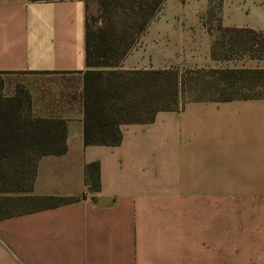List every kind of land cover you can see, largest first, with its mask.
I'll return each mask as SVG.
<instances>
[{"label": "crops", "instance_id": "0c3cea01", "mask_svg": "<svg viewBox=\"0 0 264 264\" xmlns=\"http://www.w3.org/2000/svg\"><path fill=\"white\" fill-rule=\"evenodd\" d=\"M89 15L87 0H0V75L25 78L30 114L66 131V153L40 158L30 195L78 199L0 220V264H264V218L186 216L217 209L220 195L264 207V99L187 102L123 125L118 146H86ZM140 52L120 70L219 66L203 27L160 28ZM92 164L98 191L85 180ZM172 209L184 216H163Z\"/></svg>", "mask_w": 264, "mask_h": 264}, {"label": "trees", "instance_id": "16d2710c", "mask_svg": "<svg viewBox=\"0 0 264 264\" xmlns=\"http://www.w3.org/2000/svg\"><path fill=\"white\" fill-rule=\"evenodd\" d=\"M99 1L102 12L108 7L104 0ZM165 1L117 0L123 4L121 15L128 19L123 24L131 26L130 33L112 32L104 27L95 29L104 17H87L88 71L85 73L83 94L86 146H118L123 138V125L149 124L154 122L159 112L179 110V102L186 96L187 82L178 70H120L157 18ZM117 16L120 14L117 13ZM107 26L113 25L108 23ZM218 32L232 49L239 48L251 52L252 58L264 59L262 32L224 26H220ZM215 57L212 50V58L217 60ZM212 74L214 80L208 86L221 94L214 101L264 99V70L221 69L214 70ZM5 89L6 79L0 75V220L78 201L30 195L40 158L66 153V131L55 128L57 122L53 120L32 116L26 92L19 90L11 96ZM259 89L260 92L252 94ZM195 98L197 102L202 101L199 97ZM85 180L94 191L100 189L98 164L86 167ZM11 192L23 195L9 197L7 194ZM31 204L34 206L15 211L18 206L28 207Z\"/></svg>", "mask_w": 264, "mask_h": 264}, {"label": "rangeland", "instance_id": "374dc122", "mask_svg": "<svg viewBox=\"0 0 264 264\" xmlns=\"http://www.w3.org/2000/svg\"><path fill=\"white\" fill-rule=\"evenodd\" d=\"M99 2V0H89L91 16L100 17V15H102L104 17L102 21L100 20L95 25V29L104 27L112 32H132L131 26H125L126 24H123L128 20L127 17L121 15L123 4H119L117 0H104V3H106L108 8H105L100 12ZM117 13H119L120 16H117ZM108 23H111L113 26H107ZM178 26L185 28L192 27L196 30L202 27L207 29L208 35L211 38L213 53L216 55L215 58H217V61L219 62V66L216 65L215 67L207 66L178 70L180 74L185 77L187 82L184 91V95L186 96L184 100H180V108H182L187 102L196 101L197 98L195 97H199L202 101L218 100L220 98L221 94L218 93V90L212 89L208 86V84L214 80V75L212 74L214 70H264V64L263 67L256 68L245 65V62L253 63L258 59L252 58L251 56L253 54L251 52L239 48L232 49L225 43L221 34L218 32L220 26L264 29V0H166L162 6V10L150 26L152 28L150 35L146 37L147 33H145L136 44L134 50L141 48L140 53L147 58L148 43H151V39L158 30L160 28H174ZM197 44L200 48H204L207 41L200 40ZM190 46L191 44L188 43L184 45L185 48H189ZM259 61H263L264 63V59ZM5 79V90L7 94L11 95L19 90L23 92L27 91L25 78L9 76ZM191 85L194 88H192ZM260 91V89L256 90L252 94H257ZM7 195L9 197H21L23 194L19 192H11ZM33 206V204L28 207L18 206L15 211L26 210ZM250 206V204L246 203L245 195H220L219 206L217 209H189L186 216L212 217L214 219H219L220 224H241L244 223L243 220L245 218L250 217L264 218V207L260 208V204H257V209L252 207L249 209ZM163 216L180 217L184 215L183 211L172 209L165 212Z\"/></svg>", "mask_w": 264, "mask_h": 264}]
</instances>
